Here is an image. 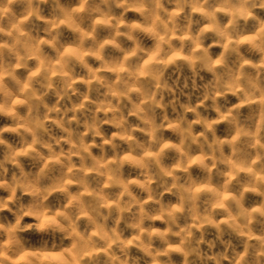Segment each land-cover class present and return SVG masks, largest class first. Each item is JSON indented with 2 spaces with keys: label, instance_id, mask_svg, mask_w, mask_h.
Returning a JSON list of instances; mask_svg holds the SVG:
<instances>
[{
  "label": "rangeland",
  "instance_id": "obj_1",
  "mask_svg": "<svg viewBox=\"0 0 264 264\" xmlns=\"http://www.w3.org/2000/svg\"><path fill=\"white\" fill-rule=\"evenodd\" d=\"M0 264H264V0H0Z\"/></svg>",
  "mask_w": 264,
  "mask_h": 264
}]
</instances>
